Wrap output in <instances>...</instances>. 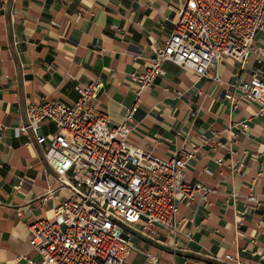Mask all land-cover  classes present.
<instances>
[{"label":"crops","instance_id":"crops-1","mask_svg":"<svg viewBox=\"0 0 264 264\" xmlns=\"http://www.w3.org/2000/svg\"><path fill=\"white\" fill-rule=\"evenodd\" d=\"M178 2L0 0V264H29L28 257L40 264L28 243L29 223L50 217L67 195L42 148L27 144L19 130L26 102L70 103L77 83L99 77V109L122 120L136 100L132 74L152 65L151 46L170 36ZM254 45L263 52L244 66L217 64L220 82L165 62V73L139 92L130 141L164 159L181 147L194 150L182 178L211 189L205 198L177 202L176 234L158 228L152 239L133 231V242L153 251L157 264H236L222 260L225 254L240 264H264V114H257L258 101L234 105L225 98L236 92L231 84L253 73L264 80V33ZM240 121L247 122L244 130L233 126ZM40 131L49 136L56 126L45 120ZM250 193L257 202L244 200ZM143 256L132 253L129 260L142 264Z\"/></svg>","mask_w":264,"mask_h":264},{"label":"built area","instance_id":"built-area-1","mask_svg":"<svg viewBox=\"0 0 264 264\" xmlns=\"http://www.w3.org/2000/svg\"><path fill=\"white\" fill-rule=\"evenodd\" d=\"M176 15L170 36L151 46L152 65L132 74L136 100L122 120L113 121L99 109V77L77 83V97L70 103L43 97L24 105L25 122L19 130L27 144L42 148L58 188L67 192L50 217L29 223L28 243L41 256L40 264H132V253L144 255L142 264H157L153 251L133 242V231L152 239L158 228L174 235L177 202L211 192L205 184L182 178L194 150L181 147L164 159L130 141L139 92L165 73V62L218 82L219 62L233 60L244 66L251 54L263 52L254 42L264 33V0H179ZM230 87L236 92L225 94L228 101H258L257 114H264V80L256 73ZM45 120L56 126L54 134L41 133ZM235 125L239 130L248 126L246 121ZM236 164L243 172V160ZM244 200L257 202L258 197L250 193ZM222 260L240 264L230 254ZM27 262L33 263L29 257Z\"/></svg>","mask_w":264,"mask_h":264}]
</instances>
